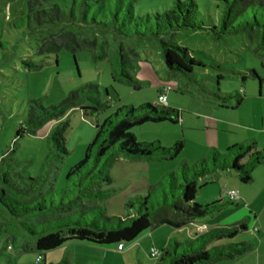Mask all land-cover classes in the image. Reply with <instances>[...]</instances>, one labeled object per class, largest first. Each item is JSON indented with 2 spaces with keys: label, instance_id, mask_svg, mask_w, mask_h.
Returning a JSON list of instances; mask_svg holds the SVG:
<instances>
[{
  "label": "rangeland",
  "instance_id": "obj_1",
  "mask_svg": "<svg viewBox=\"0 0 264 264\" xmlns=\"http://www.w3.org/2000/svg\"><path fill=\"white\" fill-rule=\"evenodd\" d=\"M171 1L136 0L133 6L134 16L160 13L169 7ZM194 1L203 23L206 26L216 25V19L221 14V5L218 1ZM25 12L26 0H0V160L1 158L11 159L25 179H37L44 169L48 172L51 184L59 189L68 170L83 159L85 149L93 137L95 119L91 116L83 117L79 111H72L66 116L67 155L60 162L52 160L48 167L44 168L43 165L49 153L46 136L50 122L42 121L32 132L22 137H16V133L20 127L27 125L30 110L35 109L36 113L38 112L35 103L42 108L51 107L58 104L71 91L78 90L87 84L96 86L98 98L107 108V111L100 113L104 117L112 114L108 109L113 107V103L117 106V101H120V105L134 108L144 104L153 105L157 95L155 85L160 82L170 87L166 94L168 99L175 101L181 107L182 119L176 125L169 123L144 125L148 130H155L157 138L146 135L143 139L139 129L133 131L138 142L154 144L155 147L164 149L170 147L176 140L184 142L179 159L146 163L145 169L143 168L145 175L138 173L150 181V187H147L144 192L145 196H149L148 207L150 204L157 206L165 202L164 189L167 193L166 201L171 200L167 184L162 177L166 173L176 172L181 163L191 167L199 159L204 158L207 155L204 150L209 144L216 145L217 150H214L219 154L224 152L221 143L225 140L228 142L244 140L241 142L244 143L253 139L258 152L264 149V135L260 133L261 129H264V67L262 65L264 57L254 52L255 48L260 47L255 31L253 34L250 33L251 39L244 31L218 39L202 31L175 32L166 40L186 47L192 57L201 61L204 67H195L189 76L169 75L161 59L158 42L153 37L117 36L101 28L94 29V48L91 50H77L74 55L67 51L39 55L37 47L42 36L26 28L13 26ZM130 29L131 26L126 28L127 31ZM131 50L136 56L131 54ZM102 52V58L98 59ZM119 53L125 54L133 66L128 73L133 78L139 79L137 84L121 83L118 77L115 81L112 80L111 68L114 67ZM30 64L36 65L37 68H29ZM219 76L221 80L218 82ZM134 85L139 86V89L135 90ZM216 92L240 96L242 101L237 106L236 100L232 99L227 101L224 107H220L221 105L210 96L211 93ZM209 104L215 106L216 113L219 114L216 117L220 119L218 122L212 123L206 121L204 117L189 115L192 111L206 113ZM200 152L202 154L198 158ZM183 156L188 163L184 161L179 163ZM120 166L112 165L108 170L111 184L103 186V190L115 189L118 192V187L127 180L126 176L117 178L116 174ZM1 167L3 164L0 163V169ZM134 167L138 168V166ZM53 172H56L55 181L51 178ZM227 173L238 179L235 172L227 171ZM214 175L211 174L198 182L194 199L201 208L218 201L222 204V208L206 218L194 220V223L179 230L168 225L152 227L132 243H123L122 252L116 250V245L100 246L77 242L78 244L74 245L76 250L68 247V249L57 248L47 252L45 263H57L59 259L67 255L66 251L73 255L75 250V254L93 257L92 264H156V258L150 256V247L160 253L166 247L168 235L170 239L181 241L187 232L193 233L196 227H202L204 224L209 229L223 226L238 228V234L233 239L212 242L207 246L208 250L215 246L242 242H250L256 248L258 230L259 240L264 245L262 215L264 204L260 206V203L256 202L255 207L260 208L261 212L254 219L245 202H230L225 194L229 190L240 189L246 193L245 195L253 196L257 192L258 181L251 180L248 184H242L238 180L235 181L233 177V180L228 179L225 184L217 178L213 179ZM203 182H205L204 185ZM135 184H137L136 188H139L143 183L138 181ZM110 195H113V192ZM108 198L102 205L104 213L107 216H113V213L121 215L124 210H119L109 202L111 196ZM127 203L136 205V200L133 198ZM31 216L29 215L28 218ZM202 222L204 224H199ZM244 224L247 225L245 231L240 229ZM152 233L154 237L150 244L151 240L145 237ZM32 241L30 237L24 238L20 234L12 250L2 249L0 245V264H42L43 262H36L40 253L33 249ZM24 242L30 247L26 251L21 246ZM258 253L263 257L262 264H264L263 249ZM256 255L255 252L248 251L235 259H221L208 264H258ZM6 257L11 258L13 263L8 262ZM67 258L69 264H73V258L71 256Z\"/></svg>",
  "mask_w": 264,
  "mask_h": 264
},
{
  "label": "trees",
  "instance_id": "obj_2",
  "mask_svg": "<svg viewBox=\"0 0 264 264\" xmlns=\"http://www.w3.org/2000/svg\"><path fill=\"white\" fill-rule=\"evenodd\" d=\"M217 1L221 5V14L216 25L206 26L194 0H172L169 7L160 13L136 17L133 8L136 0H26V12L13 26L42 36L37 47L39 55L60 51L74 55L77 50H91L94 48V29L101 28L123 37L150 36L158 42L160 56L169 75L189 76L195 67H204L186 47L166 40L178 31H202L215 39L240 31L246 32L251 39L250 33L255 31L260 47L254 52L264 57V0ZM128 26H131L130 31L126 30ZM131 54L136 56L133 50ZM102 55L103 52L98 59ZM262 65L264 67V59ZM29 68L36 69L37 66L30 64ZM111 69L113 81L118 77L121 83H138L128 73L133 66L125 54H118ZM217 80H221L220 76ZM134 88L137 90L139 86L134 85ZM210 96L220 107L232 99L236 100L237 106L242 101L240 96L220 92ZM35 108L38 112L35 109L28 112L27 125L17 130L16 137L32 132L42 121L53 124L46 136L49 153L44 160V168L52 160L60 162L67 155L68 113L79 111L83 117L95 119L93 137L83 159L68 170L59 189L54 188L44 169L37 179H25L11 159L0 160L3 164L0 169V245L2 249L7 246L12 249L20 234L24 238L30 237L33 249L40 253L38 257L41 260L37 263L47 264L45 254L70 241L117 247L132 243L152 227L168 225L179 230L194 220H202L222 208V204L218 201L199 207L194 202L199 181L216 172L233 171L240 183L248 184L254 169L264 164V149L258 152L253 139L231 145L223 154L211 150L191 167L181 163L176 172L162 177L167 184L170 201H166L164 189L163 204H150L148 207L149 196H141L135 198L136 205H124L123 215L107 216L102 205L113 190H103L102 187L111 184L108 170L117 160L173 161L184 147L183 140L165 149L138 142L133 130L144 124H176L181 112L165 105L144 104L138 108L119 105L111 115L98 120V115L106 107L92 84L71 91L56 105L42 108L35 103ZM55 174L53 172L51 177L54 181ZM29 215L32 216L28 218ZM204 226L205 232H198L191 238L171 239L160 252L156 264H208L221 259L231 260L250 251L253 246L250 242L229 243L208 250L206 248L212 242L233 239L238 228L223 226L209 229ZM242 229H245L244 225ZM21 246L24 251L30 248L25 242ZM6 259L13 263L11 258ZM55 264H69L67 255Z\"/></svg>",
  "mask_w": 264,
  "mask_h": 264
},
{
  "label": "crops",
  "instance_id": "obj_3",
  "mask_svg": "<svg viewBox=\"0 0 264 264\" xmlns=\"http://www.w3.org/2000/svg\"><path fill=\"white\" fill-rule=\"evenodd\" d=\"M136 80H137V82H139V79H136ZM155 87L157 88V91H156V94H157L156 95V99H157V97H158L161 89L164 87V84L162 82L156 83ZM117 102H116L117 106L115 105V103H113L112 104L113 107H109L108 110L110 111V113L115 112L116 109H117V107L121 104L120 101L118 103ZM155 102L153 104H155ZM165 106L170 107L172 109L179 110V111H180V108H181V107L178 106V104L175 101L168 99L167 95H166V103H165ZM106 109L107 108H105L104 110H106ZM207 109H208V111L206 113H197V112L194 113L193 111L192 112L189 111V110L188 111L191 112L189 114L191 117H198V118L204 117L206 119V121H211L212 123L214 121L218 122L220 119H218L216 117V115H219V114L216 113L215 106L212 105V104H209V105H207ZM180 112H181V118L179 119V121L176 124H178L180 122V120L182 119L183 112L182 111H180ZM103 118H105L103 114H99L98 115V120H102ZM165 123H167V122H165ZM158 124H161V123H158ZM169 124H171V123H169ZM176 124H172V125H176ZM52 125L53 124L50 123L49 130H50V128H51ZM144 125H150V124H144ZM144 125L135 128V129H139V132L142 135L141 138L144 139L146 135H151V138H157L156 137L157 135H155V132H154L155 130H150V129L148 130V128H145L147 126L144 127ZM144 129H147V130H144ZM144 131H146V132H144ZM260 133L262 135H264V129H261ZM246 138H249V137H246ZM176 141H178V140H176ZM243 141H230V142H228V141L225 140L221 144L223 146L222 147L223 150H225L227 147H229L231 145H234V144H239V143H241ZM214 149L217 150L216 145L209 144L208 147H207V149H205L206 151L204 150V153L207 154L208 152H210L211 150H214ZM257 150H258V147H257ZM202 152H203V150H202ZM202 152H200V154H198V156H197L198 158L201 157ZM181 154H182V152L179 155L180 157H181ZM184 158H185V156H183L182 159L180 158L181 160H179V163L181 161H184L185 163H188L187 162L188 160L186 158L185 159ZM178 159H179V157H178ZM175 160H173V161H175ZM150 162H160V161L148 160V159H143V158H141V159H133V160H128V159H119V160H117L113 165L115 167L121 165L122 167L120 166V168L117 170L116 176H117V178L122 177V176H126L127 177V180L124 182V184L121 183V185L118 187V192H116L115 189H112L113 190V195H110L111 198H110L109 202H111L119 210H122L123 211L124 210V205L127 204V202H130V200H132L133 198H138V197H141V196H145L144 195V192H146V188L147 187H150L149 186L150 185V181H147L145 179V177L144 176H140V174L141 173L142 174L145 173L144 169H145V167L147 165L146 163H150ZM134 166H138V168L139 167H142V169L135 168ZM138 173H140V174H138ZM214 174H213L214 175L213 176L214 177L213 179L217 178L218 181L225 182V184H226V181H228V179H230V180L232 179L233 180V177H234V180L235 181L238 180V179H236V177L234 175L228 174L227 172H216ZM256 180L258 181L257 192L253 196H251V195H249V196L248 195H245L246 193L243 192V191H241L240 189L233 190L235 192H237V191L239 192V193L237 192L238 197H239V200L237 202H239V201L245 202V205L249 209V212L254 216V219L257 218V215H259V213L261 212V209L260 208L255 207L256 206V202L258 201L260 203V206L264 204V164L258 166L257 168H255L254 171L252 172V182H254ZM138 181L139 182L142 181L143 184H142L141 187H139V188L137 187L136 188V185L138 183L137 184H135V183L138 182ZM202 184L204 185L205 182H203ZM234 187H238V186L235 185ZM123 214H124V211H123V213L121 215H123ZM112 215L113 216H119V215H117L115 213H113ZM262 215H264V211H263ZM199 224H204V223L202 222V223H199ZM244 226H245V229H242V225L240 227V229L243 230V231H245L247 229V225L244 224ZM196 228L193 231V233L186 231L187 232V235L188 236L190 235L189 238H191V236H194V235H197L198 234V232L196 231ZM256 233H258L257 234V238H258L257 239V247L255 248V246L253 245L249 252L250 253L251 252H255L257 254L256 255V262L258 264H262V261H263L262 258L263 257H261V255L258 253V251H260L262 249L264 251V245L261 242V240H259V235H260L259 234V230ZM191 234H193V235H191ZM187 235H185L184 238H187L188 237ZM169 236L170 235H168V237H166V242L167 243L171 240ZM153 237H154V234L152 233L151 235L149 234V236H147L145 238L147 240H151L149 243L152 244ZM263 238H264V234H263ZM75 244H78V243L77 242H74V241H70V242H67V243L63 244L61 247H59V249H62V248L68 249V247L69 248L71 247V248H73V249L76 250V247L74 246ZM86 244H89V243H86ZM123 249L124 248H122L119 252H122ZM151 249H154V248L153 247H150V250ZM75 250L73 251L74 252L73 255H72V253H67L68 251H66L67 256H69V257L71 256L73 258V262H72L73 264H89V262H91V264L93 263V261H91V260H93V257H86V256L83 257V255H81L80 253H76L75 254V252H76ZM116 250H117V247H116ZM150 250H149V252H150ZM64 253L62 255H64Z\"/></svg>",
  "mask_w": 264,
  "mask_h": 264
},
{
  "label": "built area",
  "instance_id": "obj_4",
  "mask_svg": "<svg viewBox=\"0 0 264 264\" xmlns=\"http://www.w3.org/2000/svg\"><path fill=\"white\" fill-rule=\"evenodd\" d=\"M169 90H170L169 86H164L161 89V91H160V93H159V95H158V97L156 99V103H155L156 105H165V103H166V94H167V92H169ZM225 194H226L227 198L229 199V201H231V202H236V201L239 200L237 192H235L233 190H229ZM196 231L199 232V233L205 232L206 231V227L205 226L197 227ZM122 248H123V246L121 244L117 246V250L118 251H120ZM6 250L10 251L12 249H11V247L7 246ZM159 254L160 253H157L156 250L151 249L150 256H152L153 258L157 259L159 257ZM40 260H41V258L37 257L36 262H40Z\"/></svg>",
  "mask_w": 264,
  "mask_h": 264
}]
</instances>
